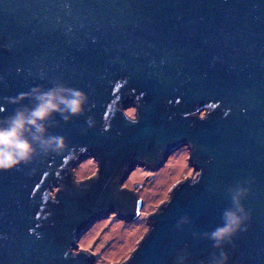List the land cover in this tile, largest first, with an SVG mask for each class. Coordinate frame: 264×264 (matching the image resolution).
Returning <instances> with one entry per match:
<instances>
[{
	"label": "water",
	"instance_id": "95a60500",
	"mask_svg": "<svg viewBox=\"0 0 264 264\" xmlns=\"http://www.w3.org/2000/svg\"><path fill=\"white\" fill-rule=\"evenodd\" d=\"M58 85L88 102L47 122L64 150L0 171V264H96L78 243L110 214L137 218L129 173L184 145L198 177L120 264H264V0H0V120ZM240 188L248 219L216 248Z\"/></svg>",
	"mask_w": 264,
	"mask_h": 264
},
{
	"label": "clouds",
	"instance_id": "9594fccd",
	"mask_svg": "<svg viewBox=\"0 0 264 264\" xmlns=\"http://www.w3.org/2000/svg\"><path fill=\"white\" fill-rule=\"evenodd\" d=\"M32 98L36 102L34 106L18 109L10 117L0 120V171L27 163L40 152L59 153L64 150L67 147L65 138L49 135L47 122L56 113L65 120L80 115L88 102L85 93L62 85L49 90L34 89ZM246 191L240 188L232 192L235 210H227L224 225L208 234L216 248L230 241L248 219V213L241 204ZM227 260V254L221 252L213 264H227Z\"/></svg>",
	"mask_w": 264,
	"mask_h": 264
},
{
	"label": "rangeland",
	"instance_id": "374dc122",
	"mask_svg": "<svg viewBox=\"0 0 264 264\" xmlns=\"http://www.w3.org/2000/svg\"><path fill=\"white\" fill-rule=\"evenodd\" d=\"M74 170L79 178L88 177L98 171V164L94 158H89ZM198 175L199 171L192 164L190 149L186 145L174 151L169 162L158 169L138 166L126 180L127 186L140 193L141 209L137 218L129 223L117 218L116 214L108 215L86 232L76 252L89 251L95 256L96 264L127 262L148 234L150 216L170 200L176 185L186 179H196Z\"/></svg>",
	"mask_w": 264,
	"mask_h": 264
},
{
	"label": "flooded vegetation",
	"instance_id": "af4514ba",
	"mask_svg": "<svg viewBox=\"0 0 264 264\" xmlns=\"http://www.w3.org/2000/svg\"><path fill=\"white\" fill-rule=\"evenodd\" d=\"M132 119H135L136 117L134 116V118L133 117H131Z\"/></svg>",
	"mask_w": 264,
	"mask_h": 264
},
{
	"label": "bare ground",
	"instance_id": "6f19581e",
	"mask_svg": "<svg viewBox=\"0 0 264 264\" xmlns=\"http://www.w3.org/2000/svg\"><path fill=\"white\" fill-rule=\"evenodd\" d=\"M145 168H147V167H145Z\"/></svg>",
	"mask_w": 264,
	"mask_h": 264
}]
</instances>
